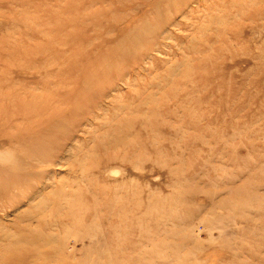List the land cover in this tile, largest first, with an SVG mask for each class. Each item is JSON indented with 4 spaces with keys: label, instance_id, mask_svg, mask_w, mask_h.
Returning a JSON list of instances; mask_svg holds the SVG:
<instances>
[{
    "label": "rangeland",
    "instance_id": "374dc122",
    "mask_svg": "<svg viewBox=\"0 0 264 264\" xmlns=\"http://www.w3.org/2000/svg\"><path fill=\"white\" fill-rule=\"evenodd\" d=\"M0 264H264V0H0Z\"/></svg>",
    "mask_w": 264,
    "mask_h": 264
},
{
    "label": "bare ground",
    "instance_id": "6f19581e",
    "mask_svg": "<svg viewBox=\"0 0 264 264\" xmlns=\"http://www.w3.org/2000/svg\"><path fill=\"white\" fill-rule=\"evenodd\" d=\"M40 139L42 140V142L40 141ZM26 143V142H25ZM44 143H46V144H48L49 143V141H45L44 140V138H43V136H38V137H36V139L34 140V141H30L29 142V152L30 153H32V151L33 150H35L37 147H42L43 145H44ZM40 144V145H39ZM12 155V154H11ZM26 156H27V154H26ZM6 157H7V155H6ZM8 181H7V185H8V188L7 189H9V187L10 188H12V187H15V184H17V183H21V180L18 182V179L17 178H8L7 179ZM36 243V242H35ZM38 245V244H37ZM37 247V246H36ZM35 247V248H36ZM22 250V249H21ZM29 255V254H28ZM25 261H27V260H25ZM27 263V262H26Z\"/></svg>",
    "mask_w": 264,
    "mask_h": 264
}]
</instances>
